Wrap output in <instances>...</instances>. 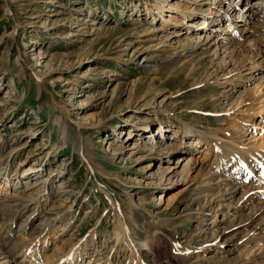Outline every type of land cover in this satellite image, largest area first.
Returning a JSON list of instances; mask_svg holds the SVG:
<instances>
[{
    "label": "rangeland",
    "instance_id": "1",
    "mask_svg": "<svg viewBox=\"0 0 264 264\" xmlns=\"http://www.w3.org/2000/svg\"><path fill=\"white\" fill-rule=\"evenodd\" d=\"M153 1L0 0V264L262 263L264 170L181 130L264 161V0Z\"/></svg>",
    "mask_w": 264,
    "mask_h": 264
},
{
    "label": "bare ground",
    "instance_id": "2",
    "mask_svg": "<svg viewBox=\"0 0 264 264\" xmlns=\"http://www.w3.org/2000/svg\"><path fill=\"white\" fill-rule=\"evenodd\" d=\"M166 1L167 0H154L153 1V2H155L154 3L155 9L157 10V12H159L161 14V16L164 15L165 8H167L169 6H172L169 3L165 5ZM257 6H258V4H257ZM259 6L260 7L256 8L257 10L255 11V13H252L253 16H251V17L253 19L259 20V22H261L260 25L258 26L259 27V36L262 37V39L264 41V3L263 4L261 3V5H259ZM242 8L240 6L235 5L234 7H232V11L227 9L229 11H227V12L224 11L223 13H227V16H229V18L232 19V20L235 19V16H238V17H236V19L239 18L238 20L246 22V18L248 16V13L246 12L245 9H242ZM159 13H158V15H160ZM235 13H237V14L234 15ZM216 15L220 16V14H216ZM174 19L178 20L176 17ZM205 19H206L205 17H202V20H201V22H202L201 25L202 26L199 27L200 29H203L204 27H206V26L203 25L204 21H205V25H208L207 24L208 21H206ZM183 23H185V22H183ZM240 30L238 29L232 34L233 38H235V39L243 38L244 35L240 33ZM178 34H180V33H178ZM192 47H194V46H192ZM198 47H199V45L196 46V48H198ZM255 68L256 67L254 65L252 67H250V69H252V70H254ZM251 80L252 79H250L249 81H251ZM250 83L251 82H249L246 85H244L243 89L239 91V95L237 96L238 99H240V100L243 99L244 100L246 98L245 96L247 94H249L253 90L252 88H250V85H249ZM260 108H261V106H260ZM191 128H193V129L191 130ZM188 129H189V131H188ZM197 129H198V127L196 128L195 126H190V125L186 124V125H184L182 127L181 131L188 138H191V136L193 137V135H195V136L197 135L198 136V143L197 144H199L200 147L205 145L206 146V151H210V152L212 151L211 155H212L213 163L211 164V166L215 167L216 171L217 170L218 171L219 170H223L221 168V164L223 162H225V165H226L227 163L231 162V160H233L232 161L234 163L233 166L235 165V167H234L235 176H239V175L242 174L243 169H245L247 167H252L254 163H257V158H256L257 155L256 154H258L260 152L259 148L258 149H254V150H251L250 148H248L246 146H243L242 148H238L236 146V143H234V142L233 143H228V144L225 142V143L220 144V143H218V141H219L218 138L215 137L216 135H214L213 132L209 131L210 132V134H209V132H207V131L203 132V131H201L199 129L197 130ZM174 136H176V135H174ZM220 141H221V139H220ZM230 146L234 147V150H233L234 152L233 153H231V151L228 150V147H230ZM196 148H197V146H196ZM194 150H196V149H194ZM189 152H190L189 155H191V156H190V159H188V161L183 165L182 173L185 172V171L189 172L190 170H192L191 167L197 164V160H195V158H193V154H195L194 153L195 151H189ZM236 155L238 157H236ZM259 164L262 167V169H264V161H259ZM201 170H202V172H206V170L204 168H201ZM246 170H248V169H246ZM0 241H1V237H0ZM258 242L260 243V246H261V249H260L261 251H260L259 255L263 257V258H261L262 259V261H261L262 263L261 264H264V237H261V239H259ZM4 244L7 245L8 243L6 244V242H5ZM5 251L6 252L8 251L9 254L10 253L14 254L15 252L17 254L18 249L16 248V249L5 250ZM27 251H28L27 249H23V255H25ZM2 252H4V251H2ZM69 252L70 253H68L67 255L62 256V258H60V260L63 261L64 264H73L71 262V260H72V258L74 259V254H77V252H75L74 250H70ZM77 261H78V259H77Z\"/></svg>",
    "mask_w": 264,
    "mask_h": 264
}]
</instances>
